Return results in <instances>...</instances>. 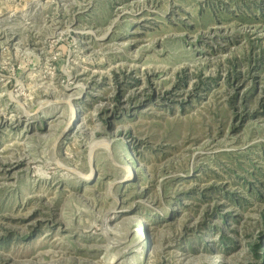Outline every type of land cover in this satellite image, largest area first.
<instances>
[{
	"label": "rangeland",
	"instance_id": "obj_1",
	"mask_svg": "<svg viewBox=\"0 0 264 264\" xmlns=\"http://www.w3.org/2000/svg\"><path fill=\"white\" fill-rule=\"evenodd\" d=\"M0 264H264V0H0Z\"/></svg>",
	"mask_w": 264,
	"mask_h": 264
},
{
	"label": "bare ground",
	"instance_id": "obj_2",
	"mask_svg": "<svg viewBox=\"0 0 264 264\" xmlns=\"http://www.w3.org/2000/svg\"><path fill=\"white\" fill-rule=\"evenodd\" d=\"M99 144H103V143H102V142H94V143H92L91 148H90V151H89V157H90V158L92 157L93 152L97 149V146H98ZM95 152H96V151H95ZM90 162H91V161H90ZM129 168H130V166L128 165L127 168L124 169V170H127V169H129ZM130 169H131V168H130ZM127 173H129V172H127Z\"/></svg>",
	"mask_w": 264,
	"mask_h": 264
}]
</instances>
